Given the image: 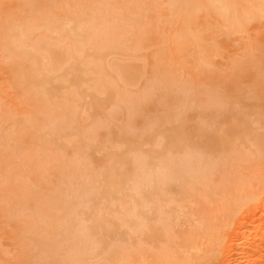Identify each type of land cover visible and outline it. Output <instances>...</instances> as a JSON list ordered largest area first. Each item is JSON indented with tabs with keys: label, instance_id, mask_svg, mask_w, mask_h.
<instances>
[{
	"label": "rangeland",
	"instance_id": "obj_1",
	"mask_svg": "<svg viewBox=\"0 0 264 264\" xmlns=\"http://www.w3.org/2000/svg\"><path fill=\"white\" fill-rule=\"evenodd\" d=\"M231 2L185 34L172 0H0V264H264V219L229 248L264 201V0Z\"/></svg>",
	"mask_w": 264,
	"mask_h": 264
},
{
	"label": "bare ground",
	"instance_id": "obj_2",
	"mask_svg": "<svg viewBox=\"0 0 264 264\" xmlns=\"http://www.w3.org/2000/svg\"><path fill=\"white\" fill-rule=\"evenodd\" d=\"M172 1H173V3H181V5L179 4V8L177 10V13H175V19H176L177 23L183 27L185 34L190 33V30L188 29L189 23H190V16H192L193 13L198 11V10L206 9L208 11V13L223 17L225 20H227L228 22L235 24V25H237L239 22L238 18L235 16V14L232 12V10L225 8V7H227V5L225 3H232L231 2L232 0H172ZM41 2L42 1H40L39 3H41ZM11 37L17 39L19 36L15 35L14 37L13 36H11ZM202 49L204 52H206L207 55L209 54L208 49H206L204 47ZM260 194H261V192L259 194H256V195H255V193H253V194H251V196L248 197L247 200H249V201L247 203L253 202L254 200H256V202L252 206H247V203H245L241 206L239 205L240 208L242 206L247 207L246 214L240 220V228H239L240 232L237 233V236H236V237H239L240 242L238 244V242L236 243V240H237L236 238L232 239L231 243L229 244V248L232 249L234 247H238V250L240 249V252H241L240 255H243V256H248L250 254V252L248 251L249 242L252 239L258 238L260 233H262L260 231V229H261L260 223H262V221L264 219V214L263 215L261 214L262 216L258 217V219L254 220V221L248 220V216L250 214L254 215L258 211L264 210V201H258ZM244 202H246V200L243 201L242 203H244ZM242 203H240V204H242ZM256 227H257V231L253 232V233H255V235L251 234V232H252L251 230L252 229L256 230ZM246 231H250L248 233L249 235L246 234L247 233Z\"/></svg>",
	"mask_w": 264,
	"mask_h": 264
}]
</instances>
